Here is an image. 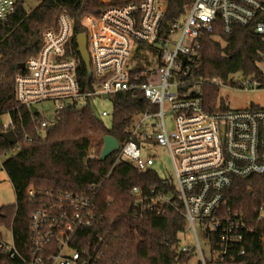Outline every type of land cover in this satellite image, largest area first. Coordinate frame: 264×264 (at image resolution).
<instances>
[{
    "label": "built area",
    "instance_id": "obj_1",
    "mask_svg": "<svg viewBox=\"0 0 264 264\" xmlns=\"http://www.w3.org/2000/svg\"><path fill=\"white\" fill-rule=\"evenodd\" d=\"M21 1L27 0H0V22L7 20ZM100 1L105 7L98 15H58L57 28L44 32L41 47L15 76V100L34 115L36 133L43 135L64 110L91 104L95 111L97 100L110 99L112 105L117 93L143 96L148 107L135 115L128 138L114 149L115 162L125 161L139 171H155L159 177L157 183L131 187L133 213L146 218L181 211L185 220L181 233L192 232L196 245L183 244L179 236L174 264H181L182 253L188 256L183 264H228L245 256L239 245L248 221L226 205L225 190L234 179L264 174V107L230 109L224 105L207 110L201 85L208 82L218 87L264 90V53L256 62V72L234 73L227 80L197 77L192 66L201 38L216 29L230 34L234 26L248 27L264 40V0H193L166 30L161 25L167 0ZM76 23L86 35L91 69L87 84L78 78L82 61L78 46L79 57L73 53ZM139 44L156 53L146 50L150 61L134 74L131 59ZM45 102L53 105L50 117L45 115L48 110L39 109ZM95 113L108 118L112 108ZM7 115L3 131L12 125ZM167 117L172 122L170 130ZM155 146L168 151L172 177L153 168L157 157L151 151ZM93 188L91 184L82 192L39 199L30 187L27 193L35 207L29 215V253H19L11 229L9 238L3 235L0 240V249L10 259L18 258L20 264H96V248L79 246L85 230L102 217L95 207ZM253 213L264 240V202ZM197 227L209 247L208 254L201 249ZM251 259L262 261L264 255L251 254L240 264H251Z\"/></svg>",
    "mask_w": 264,
    "mask_h": 264
},
{
    "label": "trees",
    "instance_id": "obj_2",
    "mask_svg": "<svg viewBox=\"0 0 264 264\" xmlns=\"http://www.w3.org/2000/svg\"><path fill=\"white\" fill-rule=\"evenodd\" d=\"M192 2L167 0L161 29H169ZM104 7L100 0H38L33 7L21 1L17 2L14 13L0 22V115H10L12 125L9 128L18 139L16 144H9L0 136V154L15 151L1 163L13 187L15 203L0 206V240L3 229H11L19 253L28 255L29 215L35 207L27 193L30 187L39 199H48L57 193L85 191L92 184L95 207L102 217L85 230L79 246L96 248V264H174L179 234L185 231L181 211L139 218L133 213L129 196L134 185L157 183V173L139 171L125 161L115 162L116 151L101 159L104 136L111 135L123 143L135 115L148 107L147 100L141 95H113L108 125L103 121L106 118L96 115L91 104L80 110L67 109L58 114L57 122L45 129L43 135H38L34 115L27 107L20 106L14 97L15 76L23 71L17 65L25 64L37 53L44 32L57 28L58 15L61 12L73 17L98 15ZM84 31L79 24L74 25L72 45L77 57L76 37ZM34 40L37 42L33 45ZM146 50L156 53L149 46L139 44L132 56L136 59L134 74H139L145 69L144 64L149 63ZM262 53L264 40L251 28L237 25L230 34L216 29L201 38L192 69L195 76L203 79L219 76L227 80L234 73L256 72V62ZM78 78L82 84L89 81L81 60ZM201 96L207 110L224 108L217 85L204 82ZM224 201L228 207L245 215L248 221L239 245L246 255L238 256L228 264H240L251 254L264 255V240L253 213V209L264 202V174L234 179L225 190ZM187 259V254L180 255L181 264ZM262 261L251 259V264H262ZM0 264H20V261L10 259L0 249Z\"/></svg>",
    "mask_w": 264,
    "mask_h": 264
},
{
    "label": "rangeland",
    "instance_id": "obj_3",
    "mask_svg": "<svg viewBox=\"0 0 264 264\" xmlns=\"http://www.w3.org/2000/svg\"><path fill=\"white\" fill-rule=\"evenodd\" d=\"M38 0H27L26 5L28 7H33L36 5ZM132 62H136V59H131ZM130 61V62H131ZM240 79L239 76L235 77ZM157 77L155 78L156 81ZM219 97L224 103V105L230 109L236 108H245L249 106H258L264 107V90H240V89H232L227 85H220L219 86ZM112 105L110 99H99L95 103V111H100L102 109H107L111 111ZM39 109L48 110L45 115L50 117L53 114V105L50 102L40 103ZM9 121V117L7 114L0 115V123H7ZM105 124H109L110 117L103 120ZM166 127L168 130L172 129V122L169 117L166 118ZM149 133H152L151 130H148ZM15 151H8L4 155L0 154V206L10 205L15 203V193L13 187L2 169L1 163L2 161L11 156ZM150 153V152H149ZM153 155L157 157L153 168L158 171L159 173H164L168 177H172V166L171 161L168 155V151L161 146H155L151 151ZM201 229L197 227V237L200 242L201 249L204 254L209 253V247L204 241V237L200 231ZM4 238H9V231L8 229H3ZM181 241L187 245H196L195 237L192 232L188 230L185 233H181L180 235ZM196 259H193L195 262Z\"/></svg>",
    "mask_w": 264,
    "mask_h": 264
},
{
    "label": "water",
    "instance_id": "obj_4",
    "mask_svg": "<svg viewBox=\"0 0 264 264\" xmlns=\"http://www.w3.org/2000/svg\"><path fill=\"white\" fill-rule=\"evenodd\" d=\"M37 40L32 41V44H36ZM76 42L78 46V52L81 56V59L87 69L88 76L91 74L90 69V59L86 50V35L85 33H81L77 35ZM19 69H24L25 64L19 63L17 65ZM104 97H107V95H104ZM31 111H35V107H31ZM0 136L5 139L9 144H16L18 139L16 134L13 130L3 131L0 133ZM118 148V141L111 135H105L103 139V147L101 150V159H105L106 157L110 156L114 149Z\"/></svg>",
    "mask_w": 264,
    "mask_h": 264
},
{
    "label": "crops",
    "instance_id": "obj_5",
    "mask_svg": "<svg viewBox=\"0 0 264 264\" xmlns=\"http://www.w3.org/2000/svg\"><path fill=\"white\" fill-rule=\"evenodd\" d=\"M263 261H264V260H263ZM263 261H262V264H264Z\"/></svg>",
    "mask_w": 264,
    "mask_h": 264
}]
</instances>
